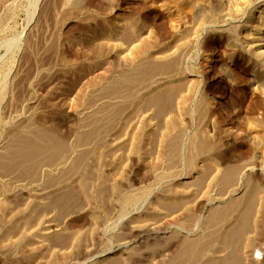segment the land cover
<instances>
[{
  "label": "rangeland",
  "instance_id": "374dc122",
  "mask_svg": "<svg viewBox=\"0 0 264 264\" xmlns=\"http://www.w3.org/2000/svg\"><path fill=\"white\" fill-rule=\"evenodd\" d=\"M46 1L48 0H40L34 6V0H16L14 6L16 9L12 17L7 18L5 23H3V27L0 28V65L3 62L13 63L10 64V80L5 92L6 97L2 100L0 99V103L2 101L0 104V160L2 161L0 162L2 163L4 160L3 164L7 165L6 167L0 163V181L4 182L3 184L12 183L13 185L14 183L13 187L12 185L11 187L17 194L13 197L19 200L26 199V194L32 188L35 190L38 188V191L42 192L43 186L46 187L51 182L66 184L54 191L51 190L49 194L52 197L63 195L66 192L70 193V191V194H74L77 197L76 202L70 204V209L69 207L68 209L76 213L83 207L88 213L82 228L85 232H88L86 234V238L88 237L86 239L88 250L84 255L68 257V262L65 261L66 258L64 257L61 259L62 263L60 264H158L159 262L161 264L164 258V262L169 264L178 256L177 254L181 255V250L185 247V244L181 242V238L184 241L186 239V242L188 238L189 240L199 239V241H206L211 246L206 252L212 255L210 256L212 263L208 264H227L228 259L234 254L239 255V257L241 254L242 263L250 264L249 245L247 242L245 244V241H253L251 243L256 246V244L254 245L255 240H253L256 235H252L255 231V225L252 223L261 215L259 209L262 202V184L259 175L255 173L254 169L258 165L257 162H259V155L262 154V147H218V154H210L208 151L209 157L205 156L204 159L202 158L197 168L198 170L193 173H189L186 170L185 161H183L185 153L183 155V152H181L182 154L178 153L181 157H179L180 155L175 157L176 159L179 158L176 160L178 163L174 161L176 163L169 164L172 159H168L170 157L167 154L170 149H166L171 147H167L169 146L167 102L164 96L171 82L167 80V75L165 76L163 72L156 68H154V71L149 69L150 72L145 67L168 58L169 47L166 45V41L157 33L153 24L156 22L158 26L160 25V28L163 27L167 17L166 0H154V3L148 0H117L114 2L100 0V4L103 6L99 7L94 6L92 3H86L90 1L81 0L83 6L71 12L72 14L69 13L68 9L72 6L73 0H56V5L51 6V10ZM48 9L50 12H48ZM65 11L67 12L65 13ZM187 19L188 23H190L191 20ZM18 34L20 35L18 36ZM15 35L16 37L18 36V39ZM9 42L10 45L8 44ZM144 44L150 46V50L147 53L139 52L138 50ZM96 48L100 50L98 51ZM195 52L197 53L198 50L191 53V56H194L193 58L191 56L188 59L186 58L187 63L194 64L197 61L199 52L197 54ZM141 68L143 69L141 70ZM145 71L148 76L149 74L152 76L144 80V77H148L146 74L144 75ZM124 77L128 78L125 80ZM128 81L129 83H127ZM131 84L134 90L131 87L129 88ZM117 86L121 90L118 88L119 91H117ZM112 89L117 92L111 91ZM129 90L134 92V94L128 93ZM113 93L116 95L114 96ZM120 94L123 95L120 96ZM1 121L3 122L2 124ZM13 126L19 127V129H13ZM31 129L34 132V129L38 130V136L36 134L34 136L32 134L34 132ZM41 130L42 132L46 130L50 135L52 133L53 136H50L45 131L47 138H41ZM52 130L55 134L51 132ZM25 133H29L31 136L28 134L27 137ZM18 135H21L23 139H25L24 137L28 139L34 137L32 140L37 139L36 142L42 139L39 144L43 147H47L49 144L50 147L51 144L58 143L63 147L67 146L68 149L63 152L66 157L64 158L65 155H62V158L57 157L54 159V146L52 145L53 147L51 146L52 148H50L52 151H49L50 149H47V152L43 151L44 154L50 152L48 154L53 155V159L49 155L50 161H48V156L43 158L44 154L42 155L41 152L39 155L30 157L31 159L28 158L31 161H26L28 165L30 164L29 166H27L26 162L25 166L24 163L16 165L15 162H19L13 161L14 165L17 166L14 167L12 166V160L9 161V158L7 159V155L21 140ZM81 135H85L84 138L87 137V140H84ZM16 137H18V140H16ZM60 140L64 143H61ZM83 140L88 143H83ZM41 156L43 157L40 158ZM63 158L65 160H62ZM180 158H182V162H180ZM33 160L36 161L34 162ZM222 160L227 161L228 168L232 166L231 168L236 170L237 176L234 181H231L233 183L230 184L236 185L235 182L239 181L240 185L237 184L236 187L238 189L235 190L236 192L230 189L234 187L233 185L230 188L227 185V188L224 189L223 184L219 180V175L224 170L222 168L224 164H221ZM49 162L52 163L48 164ZM31 163L36 164L31 167ZM40 163L42 164L40 165ZM75 163H79V165ZM167 163L170 168H175L173 171H176L177 168L180 169L179 172L178 169L176 171L178 173H176L177 176L175 175L176 178L169 175L170 177H166L167 179H164L165 177L161 178V180L160 178L157 179V174L163 170H171L166 166ZM177 164L178 167L172 166ZM259 166L262 169L261 162H259ZM100 174L102 179H96L100 177ZM249 179L255 180L254 189L258 199L255 201L251 200L253 202L248 201L251 204L242 202V198L245 197L246 193L245 182ZM5 181L7 182L5 183ZM91 182L100 183V203L96 212L90 211L94 204L91 202L93 200L90 196ZM89 183L91 184L90 186ZM119 183L124 192L126 190L133 193L135 191L138 192L142 186L149 189V191L145 188L146 195L143 196L144 199L129 205L125 210L126 213H122L118 202L119 198L117 197L118 189L115 188ZM171 183H174L175 187L170 186ZM22 184L31 188L23 190L22 188L25 186ZM165 187L166 189H164ZM172 188H179L180 195L169 196V190ZM46 190L44 189L43 192H46ZM87 190H89V194H87ZM184 193L187 196L181 195ZM49 194L46 193L47 196H50ZM167 194L168 197H166ZM221 196L223 197L220 199ZM174 201L177 202V205L183 203L184 205H179L178 208ZM152 202H156V213L148 214L146 212L150 210L149 205H152ZM198 202L203 204L195 212ZM236 203H239V206H235L233 210L231 208L232 211H230L229 217L225 219L226 221L220 220L219 222V217L216 216L217 211H221L227 206H233ZM250 205L252 206L250 207ZM80 206L81 208H79ZM182 208L187 211L185 215L187 218L183 216L180 222H173V220H170L169 223L166 222L165 217H169L171 213L173 215L174 213L177 214L178 209L182 212ZM98 212L99 214H97ZM62 214L60 211L59 213L55 211L49 216L53 220V225L49 228L51 231L43 233L44 235L42 236L51 247L42 253L41 263L44 261L43 263L46 264V261L48 262L49 260L51 264H59L52 251L54 249L60 252V249H62L63 253L69 251V247L65 246V241L62 238L67 232V229L62 227L64 223ZM251 214L254 216L252 217ZM94 215L101 217L103 221L101 225L96 221ZM250 215L252 223L246 228L245 222H247V218ZM189 222L192 223L187 225ZM126 223L131 224V226L137 224L136 226L139 229L135 227L138 231L136 230L137 232L131 235L128 230L131 226ZM142 225L143 228L141 229ZM144 226L147 227L145 228ZM242 226H245L243 234L246 237L251 236V240H248L245 236L240 237L238 240L237 232ZM45 231L48 230L45 229ZM54 231L57 232L55 233ZM225 238L226 241L224 240ZM180 245L184 247L181 248ZM260 245L257 248L253 247L257 250L254 249L252 252L255 253L257 251L258 254L260 253L259 257L261 256L262 259V252H260L262 243ZM259 249L261 250L258 251ZM177 251L181 252L178 253ZM246 251L249 256H247ZM130 254L133 256L129 260L126 256ZM49 258H55V260ZM177 259L179 260V257ZM177 259L174 261L176 264L179 263ZM261 259L257 264H262ZM49 262L47 264H50ZM180 262L179 264H184L181 260ZM251 264L254 263L251 262Z\"/></svg>",
  "mask_w": 264,
  "mask_h": 264
},
{
  "label": "bare ground",
  "instance_id": "6f19581e",
  "mask_svg": "<svg viewBox=\"0 0 264 264\" xmlns=\"http://www.w3.org/2000/svg\"><path fill=\"white\" fill-rule=\"evenodd\" d=\"M15 1L16 0H0V28L3 27V23H5L7 18L9 19V17H12L14 10L16 9L14 7ZM39 1L40 0H34V2H33L34 6H36V4H38ZM82 1L81 0H73L72 6L70 7V9H68V11H70L69 13L74 12L76 9H80L81 6H83ZM84 1H86V0H84ZM87 1H90V2H86V3H88V4L92 3V4H94V6H98V7L103 6L100 4V0H87ZM110 1L114 2L117 0H110ZM148 1H151L152 3L155 2L154 0H148ZM46 2H48V7L50 6L49 9L51 10V8H52L51 6H55L57 1L56 0H48ZM165 2H166V6H167L166 7L167 17H166V21L163 23L164 24L163 27L160 28L159 27L160 25L158 26L156 24V22H154L153 24L155 26V30L157 31V33L160 35V37L163 40L166 41V45H168V47H169L168 58H166V60H164L162 62H160L161 61L160 60L158 63H154L153 65H150L152 68L148 65L145 67H147V71H150V70L154 71V68H156L157 70L163 72L165 74V76L167 75L166 76L167 80L171 82L170 87L168 88V90L166 91L165 96H164L166 99V102H167V131H168L167 136H168V141H169V146H167V145L166 146L171 147V148H166L167 150L170 149L169 153L167 154L168 157H170V158H168V157L167 158L170 160L172 159L171 160L172 162H169V164L178 160L179 158L176 159L175 157H177V155H180V154H178L179 152L180 153L183 152V155L185 153V155H184L185 158L184 157H182V158H184L183 161H185L184 165L186 166V170H188L189 173H193L195 170H198L197 168L200 165L201 159L202 158L204 159L205 156L209 157L208 151L210 154H216V155L218 154V147H262V149H261L262 154L259 155V162L262 163V169L259 166V162H257L258 165L255 166V169H254L255 173L257 175H259V177L261 179V184H262V199H261L262 202L260 204L261 206L259 209L261 215H259L260 217L258 219L256 218L254 220V218H253L254 223H252V221L250 219V217L252 215L251 214L250 216H248L247 222H245L246 228H248L250 223L255 225L254 226V228H255L254 234H252V233L251 234L256 235L254 237L255 239L252 238L253 240H255L254 245L256 244V246H253V244H252L253 241H245V240L244 241H245V244L247 242V244L249 245V250L247 248L248 247L247 245H246V248L248 251H250L249 252L250 256H249V253H247V251H246V253L248 255L247 254L246 255L249 256L250 261L254 264L258 263V261L261 259V256L259 257L260 253L258 254L257 251H255V253L252 251L254 249H256L258 246H261L260 244L262 243V248H261L262 250L259 249L258 251L261 250L260 252H262L261 253L262 259L261 260H262V264H264V0H166ZM68 3H70V2H68ZM34 6H33V8H35ZM71 8H72V11H71ZM49 9H48V12H50ZM66 12L67 11H65V13ZM31 14H33V12H31ZM32 17H34V16L32 15ZM187 18H189L191 20L190 23H188ZM7 21H9V20H7ZM4 30L6 31V29H4ZM4 30H2V31H4ZM0 31H1V29H0ZM19 35L20 34H18V36ZM15 37H16V35H15ZM28 37H29V35H28ZM0 44H1V42H0ZM2 44H4V43H2ZM8 44L10 45V42ZM98 48H96V49H98ZM99 50L100 49H98V51ZM138 50H139V52L147 53L148 50H150V46L148 44H144ZM196 50H198V52H199V53L197 52L199 54L198 55L199 57L196 55L198 57L197 61L194 64L193 63L192 64L187 63L188 57L191 56V53L192 52L194 53V51H196ZM9 51H10V49H9ZM19 51H21V50H19ZM10 53H11V51H10ZM14 54H16V53H14ZM13 57H14V55H13ZM10 64H13V63L10 62L8 64L7 62H3L2 65H0V99L1 100L4 97H6L5 92L7 91L6 89L8 87L9 80H10L9 79ZM142 69L143 68H141V70ZM145 74L147 75L146 71L144 72V75ZM149 76H152V75L149 74ZM149 76L144 77L143 79L144 80H145V78L149 79ZM127 78H125V80ZM143 79H141V80H143ZM122 81H123V79H122ZM133 81L136 82L135 80H133ZM127 83H129V81ZM18 84H19V82H18ZM126 86H128V85H126ZM130 87L132 88V84H131V86L129 85V88ZM116 88H117L116 89L117 91L121 90L118 86ZM118 88H119V90H118ZM116 90L114 89V91H113V89H112L111 91L116 93L117 92ZM130 90L128 91V93L134 94V92H131ZM124 92H123V94H125ZM123 94H120V96ZM115 95L116 94H114V96ZM82 99H83V96H82ZM1 103H2V101H1ZM2 123L3 122L1 121V124ZM12 124H14V123H12ZM9 128H11V127L9 126ZM14 128H16V127L13 126V129ZM41 128H42V126H41ZM41 128H39V129H41ZM47 128L50 129L49 127H47ZM16 129L18 130L19 127ZM36 129H37V127H36ZM36 129H34L36 133L33 130L32 131L34 133H32V132H30V133H32L33 135L36 134V136H38L37 135L38 130L36 131ZM15 130H13V131H15ZM23 131H22V133H23ZM45 131H43L44 134H43L42 130L40 131L42 133L40 135L41 138H44V139L47 138V136L45 134L47 131L46 132ZM20 132H21V130H20ZM51 132H53V130ZM28 134L25 133V135H27V137H28ZM47 134L50 135L49 132H47ZM21 135L20 136L18 135L19 138L21 137ZM50 136H53V134L51 133ZM84 136H82L84 140H87L86 138L89 137V135H87V134H86L87 137L84 138ZM16 138H17L16 140H18V137H16ZM24 138L25 139H23V137H21V140L16 144V146H14L9 153L7 152L8 153L7 159L9 158L8 159L9 161L12 160V163H13L12 166H14V167H17L14 165L15 161L19 162V163L15 162L16 165L17 164L19 165L20 163L21 164L24 163V165H25V162L28 160V158L31 159L30 157L35 156V155H39L41 152L43 155L44 150H45V152H47L48 151L47 149H50L53 146H54L53 147V155L54 156L51 154H48V153H50V152H48V153H46L47 155L44 154V157L41 156L40 158H42V157L46 158L45 156H48L47 158H49V155H51L50 157L53 156L54 159L57 157L62 158L63 157L62 155H65V153H63L64 150L68 149L67 146H65L66 147L65 148V147L61 146L60 143L51 144V146L53 145L52 147L51 146L49 147L50 144L47 147L46 146L43 147L41 144H39V142H41L42 139H40L39 141L36 142L37 139L32 140L34 137L32 139H28L26 137H24ZM80 139L82 140V138H80ZM79 140H78V143H79ZM84 140H83V143L87 142ZM60 141H61V143L63 142L62 140H60ZM80 142L82 143V141H80ZM79 145H80V143H79ZM49 151H52V150L50 149ZM55 155H56V157H55ZM3 156H4V154H3ZM5 157H3V158H5ZM53 157H52V159H53ZM65 157H66V155L64 156V158ZM179 157H181V155ZM33 158L35 159V157H33ZM64 158L62 160H65ZM182 158H180V162H182V160H181ZM81 160H82V158H81ZM0 161H2V160H0ZM48 161H50V158L48 159ZM29 162H31V161H29ZM176 162H174V163H176ZM3 163H4V160L1 164H3ZM33 163H31L32 164L31 167H33V165L36 164V163L35 164H33ZM38 163H39V161H38ZM50 163H52V162H49L48 164H50ZM55 163H57V162H55ZM79 163H80V160H79ZM79 163H75V164L79 165ZM7 164H9V163H7ZM26 164H27V166L30 165V164L28 165L27 162H26ZM41 164L42 163H40V165ZM169 164L167 163L166 166H168ZM221 164H224V166L222 167L224 170L222 171V174L219 175L220 178L219 177L218 178H219L220 182L223 184L224 189L227 188V185H229L228 188H230V186L233 185V184L230 185L231 183H233L231 181H234L236 176H237L236 172H235L236 170H235V168L234 169L231 168L232 166L230 168H228V164H227L226 160L225 161L222 160ZM180 165H182V164H180ZM180 165H179V168H180ZM218 165H220V164H218ZM3 166L7 167L6 164L5 165L3 164ZM172 166L178 167V164L172 165ZM10 167H11V165H10ZM168 167L170 168V166H168ZM8 168H9V165H8ZM71 168L73 169V167H71ZM14 169H17V168H14ZM20 169H21V166H20ZM170 169H171L170 171H168V170L164 171L163 170L161 173H159L160 172L159 171L158 172L159 174H157L156 178L157 179L160 178V180H161V178H163V177H165L164 179H167L166 177H168L169 175L175 176L178 168L176 169V171H173L175 168H173V169L170 168ZM183 169H185V168H183ZM12 170H13V168H12ZM31 170H32V168H31ZM179 170L180 169H178V172H179ZM70 171H72V170H70ZM70 171H69V173H70ZM172 171L175 173H173ZM190 175H192V174H190ZM76 176H77V174H76ZM102 176H104V174H102ZM176 176L173 178H176ZM71 177H73V176H71ZM254 177H256V176H254ZM36 178H37V176H36ZM52 178H54V177H52ZM98 178L99 179L101 178V174H100V177H97L96 179H98ZM157 179H155V180L157 181ZM254 179H256V178H254ZM7 181H5V183ZM86 181H87V179H86ZM156 181H154V182H156ZM38 182H35V183H38ZM82 182H84V181H82ZM98 182H99V180H98ZM98 182H91L92 185L89 183V186L91 185L90 196L92 197L91 199L93 200L91 202L94 203L93 208L90 210L91 212H93V211L96 212V210H98V208H99V203H100V201H99V196H100L99 187H100V183H98ZM202 182H203V180H202ZM238 182H235L236 185H233L234 187L230 188V189L233 191L238 189V187H236L237 184H239ZM3 183L0 181V186H1V190H0V264H45V263H43L44 261L42 263L40 261L41 258L43 257L42 253L45 250L49 249V247H51V246H49L48 242L45 241V238L42 235H44L43 233H45V232L51 231V230H49V228L51 225H53V220L50 219L49 216L51 215L52 212H55V211H58V213H59V211L61 213H63L62 215L64 216V221H63L64 223H63L62 227H65V229H67L66 230L67 232L65 233V235L63 234L64 236L62 238L65 241V246L69 247V251L65 250L66 252H64V253L62 252V249H60L62 253L57 249H54L52 251L54 253V255L56 256V261L58 260V263L60 264V263H62L61 259L65 257L66 258L65 261L68 262L67 261V259H69L68 257H72L73 255L74 256H78V255L81 256V255H84L87 253V250H88L87 245L88 244H86V242H87L86 239L88 237L86 238V234L88 232H85V230H83L82 228H83L84 221H85L88 213L85 211V209L83 207L81 208V206L79 207L81 209L78 210L76 213L71 212L69 210L70 209L69 206H71L70 204H72L73 202H76V198H77L74 196V194H70L71 191H70V193L66 192L67 194L64 193L63 195H57L54 197H52V195L49 194L51 190L54 191L57 188L65 186L66 184L60 183V182L59 183L51 182L48 185L45 184L46 187L43 186V190L47 189L46 192H43L42 189H41L42 192L38 191V188H37V190H35L33 188L29 190L28 188H31V187H27L24 184H22L25 186L22 189L23 190L28 189L29 191H28V194H26L27 195V198L25 197L26 199L23 198L22 200H19V199H15L13 197V196H16V194H17L16 191L12 188L14 183H13V185H12V183L11 184L10 183L9 184L8 183L3 184ZM245 183H246V187H245L246 193H245V197L242 198L243 201L242 200L241 201L245 202V203L248 201H251V200L255 201L257 199V194L255 193V189H254L255 180L249 179ZM152 184H153V182H152ZM152 184H150V185H152ZM173 184L171 183L170 186L175 187ZM9 185H10V188H9ZM11 185H12V187H11ZM34 185L36 186V184H34ZM150 187H153V186H150ZM166 187L164 189H166ZM90 188H88V189H90ZM115 188L118 189V194H117L118 196L117 195L116 196L119 198L118 202L120 203L119 206H120V210L122 213H126L125 210L129 205L135 204L136 202H139V200L144 199L143 196L146 195L145 193H146V189H147L146 187L142 186L141 188H139L138 192L135 191L133 193L131 191L129 192V190H126V192H124L122 187L120 186V183L117 186H115ZM117 189H115V190H117ZM178 189L179 188L170 189L169 190L170 191L169 196L171 195V197H173V196L180 195ZM214 189H216V187H214ZM147 190L149 191V189H147ZM87 191H88L87 194H89V190H87ZM22 193H24V192H22ZM46 193H48L50 196H47ZM212 193H214V192H212ZM87 194H86V196H87ZM53 195H55V194H53ZM181 195L187 196V194H185V193L181 194ZM223 196H225V195H223ZM223 196H221L220 199ZM88 197H89V195H88ZM166 197H168V194ZM177 199H178V197H177ZM253 201H251V202H253ZM182 202H185V201H182ZM155 203L156 202H152V205L151 204H150L151 206L149 205L150 210L147 211L146 213L153 214L156 211ZM179 203H181V202L179 201ZM248 203L251 204L250 202H248ZM174 204L177 205V202H175ZM196 204H195V206H196ZM202 204H203L202 202L200 204L198 202L196 210L195 209H193V210H195V212H196L197 209L202 207ZM238 204L239 203H236L235 205L230 206V207L227 206L223 210H221L222 208L219 209L221 211L216 210L217 211L216 216L219 217V219L217 217L218 221L220 222V220L223 221V220L227 219V217H229L228 215H229L230 211H232L233 208H235V206H237ZM179 205L180 204L177 205L178 208H179ZM181 205H184V203ZM251 206L252 205H250V207ZM253 206H255V205H253ZM68 207H69V209H68ZM154 208H155V210H154ZM171 208H172V206H171ZM231 208H232V210H231ZM237 208H239V207H237ZM178 210L179 211L177 214L174 213V215H173L170 212L171 215L170 216L168 215L169 217H165V220L167 223H169L170 220L171 221L173 220V222L174 221L180 222V220L183 218V216L186 215L187 211H185V209L183 210V208H182V212L180 211V209H178ZM255 211H256V209H255ZM183 212H184V214L182 215ZM211 212H213V211H211ZM249 213H250V211H249ZM97 214H99V212ZM188 215H190V214H188ZM193 215H195V213H193ZM94 216H95L94 218H96V221L98 223H100L99 225H101V223H103L101 217L98 215H94ZM107 216H109V215H107ZM216 216H214V217L216 218ZM253 216L254 215H252V217ZM190 217L192 218V216H190ZM185 220H187V219H185ZM96 221H95V223H96ZM128 222H130V221H128ZM185 222H188V221H185ZM190 223H192V222H189L187 225H189ZM126 224L129 225L128 223H126ZM133 225L134 226H131V224H130L129 226H131V228L128 229L131 235L135 234V232L138 231L137 230L138 226H136L137 224L136 225L133 224ZM245 226H242L238 230V232H237L238 240L240 239V237L245 236L243 234V230H244ZM54 227H55V225H54ZM125 227H126V225H125ZM144 227L146 228L147 226H144ZM84 228H85V226H84ZM99 228H97V229L99 230ZM140 228L142 229L143 225ZM45 229L48 231H45ZM51 229H52V227H51ZM251 229H252V227H251ZM128 230H126V231H128ZM245 231H246V229H245ZM260 231H262V232H260ZM94 233H96V232H94ZM258 233H261V234H258ZM183 235L186 236L185 234H183ZM246 238H248V240H251L250 239L251 236L246 237ZM176 239H177V237H176ZM183 239H184V237H183ZM206 240L208 241V239H206ZM224 240L226 241V238ZM181 242H183L185 244V247L183 246L184 248L180 245L181 248H183L181 250L182 252L180 251L181 253L179 251H177L178 253L181 254L180 255L181 258L179 256V254H177L178 255L177 257H179V260L176 257L173 259L174 261L177 259L179 261V263H181L180 262V260H181L184 264H208L212 261V259L210 260V256H212V255H210L209 252H206V251H208L209 247H211V246L208 245V243L206 241H204V240L199 241V239L198 240H194V239L189 240V238H188V241L186 242V239L184 241L181 238ZM224 243H226V242H224ZM258 243H259V245H258ZM56 244H58V242H56ZM209 244H211V243H209ZM253 247H256V248H253ZM178 248H180V247H178ZM150 250H152V249H150ZM174 251H176V250H174ZM215 251H217V250H215ZM208 253H209V255H207ZM238 254H240V253H238ZM132 256L133 255L130 254L129 256H126V258L130 260V258ZM241 257H242L241 254H240V257H239V255L234 254V255H232V257L230 259H228V262L234 263V264H241L242 263ZM49 259L55 260V258L54 259L49 258ZM127 259H125V260H127ZM52 260H50V261H52ZM163 260L165 261V258ZM62 261H64V260H62ZM164 261L161 264H164L165 263ZM168 261H166V262L169 263ZM174 261H171L172 264H176ZM247 261H248V259H247ZM48 262H49V260H48ZM48 262L46 261V264ZM171 262L169 264H171ZM228 262H227V264H230ZM251 262H250V264H251Z\"/></svg>",
  "mask_w": 264,
  "mask_h": 264
}]
</instances>
